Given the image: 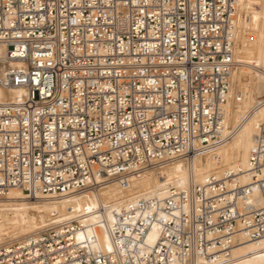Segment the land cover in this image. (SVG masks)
<instances>
[{
	"label": "built area",
	"instance_id": "2783aa9c",
	"mask_svg": "<svg viewBox=\"0 0 264 264\" xmlns=\"http://www.w3.org/2000/svg\"><path fill=\"white\" fill-rule=\"evenodd\" d=\"M237 3L0 0V196L80 192L96 174L123 185L177 158L186 168L164 196L110 208L107 247L69 217L0 244V264L220 263L238 235L264 243V120L244 168L198 179L190 165L229 137Z\"/></svg>",
	"mask_w": 264,
	"mask_h": 264
},
{
	"label": "bare ground",
	"instance_id": "6f19581e",
	"mask_svg": "<svg viewBox=\"0 0 264 264\" xmlns=\"http://www.w3.org/2000/svg\"><path fill=\"white\" fill-rule=\"evenodd\" d=\"M233 66L227 96L224 131L229 137L212 152L196 155L191 160L195 177L207 172L218 173L224 168L236 170L246 166L248 149L260 120H264V103L250 110L257 97L264 93V76L258 66L264 62V0H238L234 37ZM20 89H12L11 96ZM217 154L214 159L212 154ZM185 164L179 158L163 164L148 166L129 176L123 185L114 181H99L94 188L60 196L26 193L10 187L0 196V244L28 233L36 232L51 222L75 217L84 227L76 236L94 234L98 244L108 246L107 233L98 220H109L110 208H119L127 200L147 195L164 196L169 187L185 179ZM242 180L246 176L242 174ZM156 230L148 232L151 240ZM263 241L252 242L243 235L230 248L228 257L220 263L206 264H264Z\"/></svg>",
	"mask_w": 264,
	"mask_h": 264
},
{
	"label": "rangeland",
	"instance_id": "374dc122",
	"mask_svg": "<svg viewBox=\"0 0 264 264\" xmlns=\"http://www.w3.org/2000/svg\"><path fill=\"white\" fill-rule=\"evenodd\" d=\"M15 239H17V238H15ZM15 239H14V238H12V240H15ZM12 240H11V241H12Z\"/></svg>",
	"mask_w": 264,
	"mask_h": 264
}]
</instances>
